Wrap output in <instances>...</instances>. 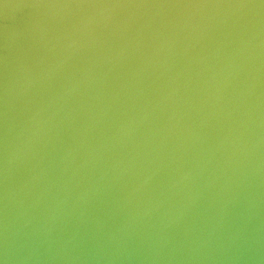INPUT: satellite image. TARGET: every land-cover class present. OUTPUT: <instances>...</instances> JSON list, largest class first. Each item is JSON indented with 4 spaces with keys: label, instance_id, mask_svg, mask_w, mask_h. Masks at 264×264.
Returning <instances> with one entry per match:
<instances>
[{
    "label": "water",
    "instance_id": "obj_1",
    "mask_svg": "<svg viewBox=\"0 0 264 264\" xmlns=\"http://www.w3.org/2000/svg\"><path fill=\"white\" fill-rule=\"evenodd\" d=\"M0 264H264V0H0Z\"/></svg>",
    "mask_w": 264,
    "mask_h": 264
}]
</instances>
